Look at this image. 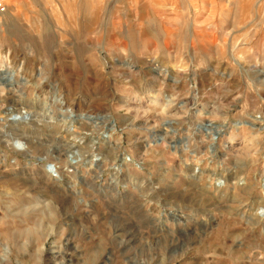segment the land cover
<instances>
[{
  "label": "rangeland",
  "instance_id": "rangeland-1",
  "mask_svg": "<svg viewBox=\"0 0 264 264\" xmlns=\"http://www.w3.org/2000/svg\"><path fill=\"white\" fill-rule=\"evenodd\" d=\"M263 200L264 0H6L0 264H264Z\"/></svg>",
  "mask_w": 264,
  "mask_h": 264
},
{
  "label": "bare ground",
  "instance_id": "bare-ground-1",
  "mask_svg": "<svg viewBox=\"0 0 264 264\" xmlns=\"http://www.w3.org/2000/svg\"><path fill=\"white\" fill-rule=\"evenodd\" d=\"M25 111H27V110H25ZM13 112H15V116H17V115H19V118L18 119H14V121H15V123H19L20 122V119H26V115H24L22 112H20V110L19 111H13ZM79 119L80 120H82L83 119V115H80L79 116ZM13 121V122H14ZM74 121H75V119H74ZM81 122V121H80ZM210 125H211V123H210ZM72 127H76V126H74V125H70L69 126V130H72ZM211 128H214V131H213V134L214 135H217V134H219V132H220V129H218L217 128V126H215L214 125V127L213 126H210ZM77 128V127H76ZM75 131V130H74ZM77 131V130H76ZM73 132V131H72ZM73 133H75V132H73ZM68 134V133H67ZM70 134V133H69ZM68 134V135H69ZM76 134V133H75ZM84 137L82 136H80V135H76L75 137H74V139H76V140H73V145H79V144H81L82 143V139H83ZM214 138V137H213ZM72 139H73V137H72ZM20 140H23V138L22 137H20V138H17V137H14V138H11V142L9 141V140H4V142L7 144V145H9L14 151H16V152H19V153H21V154H23V155H25V156H28V157H32L31 155L34 153V149H33V147H32V145L29 143V142H20ZM33 142V141H32ZM70 142V141H69ZM91 143L93 144V143H95L94 142V140H91ZM15 146H14V145ZM69 145H70V148H72L73 146H72V144H70L69 143ZM68 145V146H69ZM78 147V146H77ZM80 147V146H79ZM22 148V149H21ZM72 154H73V158H75V160H79V158H80V156L81 155H79L78 154V151H79V149H76V150H69ZM40 160H42L43 158L42 157H38ZM125 161V160H124ZM77 163V161L75 162V161H68L67 162V166H71V167H74L73 165H75ZM53 166H54V169H53ZM50 165V166H48V170H47V172L48 173H52L51 172V170L53 169V174H55V175H58V170H57V168H56V166L55 165ZM52 175V174H51ZM200 175H201V173H200ZM60 178V177H59ZM142 183V182H141ZM217 185V187L219 186V187H221L222 185H225V179L223 178V179H221V180H219V182L216 184ZM249 189V188H248ZM255 210V212H254V216H255V220H256V222H258L259 220H261L262 218H263V215H264V200L263 201H260V203H259V206L256 208V209H254ZM260 210H262V215L260 214ZM251 213V212H250ZM252 213H253V211H252ZM250 217V216H249ZM253 218V217H252ZM252 218H250V219H248V220H250L251 221V219ZM251 223H252V221H251ZM253 225V224H252ZM255 226V225H254Z\"/></svg>",
  "mask_w": 264,
  "mask_h": 264
},
{
  "label": "built area",
  "instance_id": "built-area-1",
  "mask_svg": "<svg viewBox=\"0 0 264 264\" xmlns=\"http://www.w3.org/2000/svg\"><path fill=\"white\" fill-rule=\"evenodd\" d=\"M6 11V0H0V13Z\"/></svg>",
  "mask_w": 264,
  "mask_h": 264
}]
</instances>
